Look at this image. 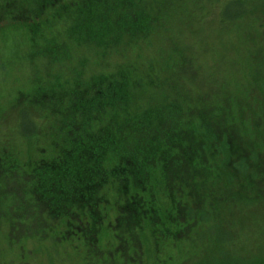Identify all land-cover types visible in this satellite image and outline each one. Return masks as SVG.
Masks as SVG:
<instances>
[{"label":"trees","instance_id":"trees-1","mask_svg":"<svg viewBox=\"0 0 264 264\" xmlns=\"http://www.w3.org/2000/svg\"><path fill=\"white\" fill-rule=\"evenodd\" d=\"M180 2L0 0V264H264V52L154 47Z\"/></svg>","mask_w":264,"mask_h":264},{"label":"rangeland","instance_id":"rangeland-1","mask_svg":"<svg viewBox=\"0 0 264 264\" xmlns=\"http://www.w3.org/2000/svg\"><path fill=\"white\" fill-rule=\"evenodd\" d=\"M227 1L181 0L153 36L154 47H185L187 55L199 58L206 70L216 75L226 76L234 68L238 70L248 58L264 52V30L246 19L221 23L220 14ZM5 76L1 72L3 89L8 84Z\"/></svg>","mask_w":264,"mask_h":264}]
</instances>
